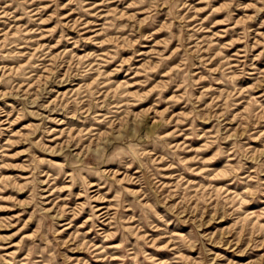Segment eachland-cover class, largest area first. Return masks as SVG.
<instances>
[{
  "label": "rangeland",
  "instance_id": "374dc122",
  "mask_svg": "<svg viewBox=\"0 0 264 264\" xmlns=\"http://www.w3.org/2000/svg\"><path fill=\"white\" fill-rule=\"evenodd\" d=\"M0 264H264V0H0Z\"/></svg>",
  "mask_w": 264,
  "mask_h": 264
}]
</instances>
